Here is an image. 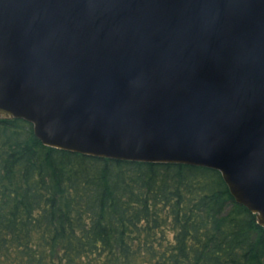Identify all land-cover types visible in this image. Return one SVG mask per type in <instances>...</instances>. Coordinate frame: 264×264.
Wrapping results in <instances>:
<instances>
[{
	"label": "water",
	"instance_id": "95a60500",
	"mask_svg": "<svg viewBox=\"0 0 264 264\" xmlns=\"http://www.w3.org/2000/svg\"><path fill=\"white\" fill-rule=\"evenodd\" d=\"M0 118L56 149L217 170L264 227V0H0Z\"/></svg>",
	"mask_w": 264,
	"mask_h": 264
},
{
	"label": "trees",
	"instance_id": "16d2710c",
	"mask_svg": "<svg viewBox=\"0 0 264 264\" xmlns=\"http://www.w3.org/2000/svg\"><path fill=\"white\" fill-rule=\"evenodd\" d=\"M0 264H264V227L217 170L56 149L0 118Z\"/></svg>",
	"mask_w": 264,
	"mask_h": 264
}]
</instances>
